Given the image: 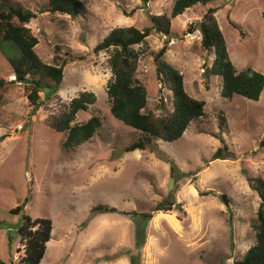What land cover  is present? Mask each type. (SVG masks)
<instances>
[{
	"label": "rangeland",
	"instance_id": "obj_1",
	"mask_svg": "<svg viewBox=\"0 0 264 264\" xmlns=\"http://www.w3.org/2000/svg\"><path fill=\"white\" fill-rule=\"evenodd\" d=\"M48 1L7 0L34 12L26 28L38 39L39 58L54 65L59 47L67 63L59 92L39 93L34 106L28 100L30 85L17 83L9 64L19 51L0 42V80L10 82L0 88V260L20 264L24 257L25 242L18 233L24 215L52 222L41 264L241 260L255 244L252 222L261 202L244 173L264 180V91L258 102L240 96L224 99L222 80L206 81L214 55L203 50L201 32L185 33L209 8H217L215 18L236 70L251 67L264 75V0L197 6L171 21V36L153 32L147 38L135 77L147 92L144 112L164 116L171 109V95L154 64V54L169 40L165 61L181 74L186 93L206 103L205 115L177 142L156 141L153 149L132 153L125 149L141 133L110 113L111 53L96 55L94 48L115 28L144 31L151 26L150 15L169 17L176 0H80L87 14L76 19L40 14ZM81 93L93 94L96 102L77 113L71 125L98 117L102 126L90 141L66 148L67 132L59 133L55 124ZM221 116L226 119L224 129ZM216 136L225 141L234 160L211 161L222 147ZM117 151L124 153L115 157ZM166 201L174 204L169 211L154 212ZM100 206L117 213H96ZM17 207L21 211L15 215ZM145 214H153L152 219L145 221Z\"/></svg>",
	"mask_w": 264,
	"mask_h": 264
},
{
	"label": "trees",
	"instance_id": "obj_2",
	"mask_svg": "<svg viewBox=\"0 0 264 264\" xmlns=\"http://www.w3.org/2000/svg\"><path fill=\"white\" fill-rule=\"evenodd\" d=\"M220 0H176L171 15H150L151 26L144 31L135 27L115 28L102 42L96 45L94 53L99 55L104 52L111 53L108 65L113 74V82L108 87V98L111 102L110 113L123 122L127 127L140 132V137L125 149L126 153L135 151H148L153 149L156 141L174 143L180 140L187 128L205 115L204 101L190 97L184 88L181 74L172 68L166 61L165 55L170 41L156 54L154 64L156 75L163 88L171 95V109L166 110L164 116H157L153 112H144L147 107L146 89L137 83L135 77L139 67V61L147 46V38L153 33L171 36V21L183 15L187 10L197 6L207 7ZM146 2V0H144ZM217 8H209L201 20L188 26L185 34H193L196 29L201 32V46L203 50L214 55L212 65L206 70V81L212 77L222 80L221 96L231 100L234 96H240L250 101L258 102L264 91V75L251 67L237 71L228 53L227 44L222 31L215 18ZM40 14H61L73 19L86 16L87 9L80 0H49L47 4L39 8ZM131 14L126 15L130 17ZM35 17L33 11L27 8L15 7L0 0V42L11 43L19 51L17 58L10 59L9 64L15 75V81L20 84L30 85L28 100L32 105H37L40 99L39 93L49 90V94H56L61 89L64 79L63 69L66 59L59 55L60 48H56L54 65L45 64L35 52L39 44L38 39L26 28ZM264 19V12L262 14ZM10 82L0 80V88L8 87ZM96 98L91 93H81L74 98L69 105V113L55 126L56 130L67 132L64 142L66 148H75L90 141L102 122L98 117H91L86 123L71 125L77 113L87 111L89 105H93ZM163 108V107H162ZM220 128L224 129L226 119L221 116ZM222 143V147L213 154L211 161L234 160V154L229 150L225 141L216 136ZM264 149V139L260 143ZM247 181L260 199L257 217L252 222L255 230V244L245 253L243 258L234 264H264V180L260 177H250L244 173ZM173 201L174 195H171ZM173 202L166 201L158 204L154 212H167L173 206ZM20 207L12 210L18 215ZM99 214H113L117 210L112 208H95ZM126 216V213H122ZM153 214H145V221L151 220ZM52 222L49 219L33 220L29 215H24L22 224L18 229L21 240L25 242L24 257L20 264H41L46 244L50 242ZM144 234V232H143ZM133 262L134 259H133ZM0 264H6L0 260Z\"/></svg>",
	"mask_w": 264,
	"mask_h": 264
},
{
	"label": "water",
	"instance_id": "obj_3",
	"mask_svg": "<svg viewBox=\"0 0 264 264\" xmlns=\"http://www.w3.org/2000/svg\"><path fill=\"white\" fill-rule=\"evenodd\" d=\"M13 82H14V81H13ZM45 91L48 92L49 90L46 89ZM122 153H124V151H117V152H115L114 156H115V157H119L120 154H122ZM170 187H172V182L170 183ZM179 207H180V206H179Z\"/></svg>",
	"mask_w": 264,
	"mask_h": 264
}]
</instances>
